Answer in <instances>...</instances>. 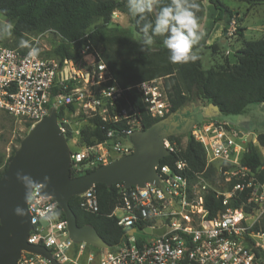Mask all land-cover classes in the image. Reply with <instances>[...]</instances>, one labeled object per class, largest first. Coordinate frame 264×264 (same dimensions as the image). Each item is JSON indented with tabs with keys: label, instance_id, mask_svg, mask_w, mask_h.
I'll return each instance as SVG.
<instances>
[{
	"label": "built area",
	"instance_id": "2783aa9c",
	"mask_svg": "<svg viewBox=\"0 0 264 264\" xmlns=\"http://www.w3.org/2000/svg\"><path fill=\"white\" fill-rule=\"evenodd\" d=\"M230 24L233 33L235 22ZM33 47L25 52L0 47V112L31 128L53 110L69 149L70 173L75 175L133 153L130 136L142 131L141 113L128 101L126 89L115 83L98 51L85 47L81 60L74 62L29 56ZM132 89L150 117L162 121L174 114L161 79L140 82ZM92 119L102 123L104 139L81 145L80 130ZM188 134L202 145L206 167L216 165L218 174L232 184L224 193L212 191L221 197L223 211L208 216L204 196L209 191L203 175L189 178L188 165L178 156L181 148L169 136L162 147L175 159L172 166L154 168L156 184L112 185L118 203L107 217L123 232L118 245L97 249L74 242L57 204L40 195L38 187L26 202L32 226L27 244L45 248L56 264H264V233L253 231L264 215V183L241 165L246 135L239 138L226 123L212 121L194 123ZM244 193L246 202L231 207L232 200H240ZM75 197L84 213L98 214L96 185ZM16 264L51 263L22 251Z\"/></svg>",
	"mask_w": 264,
	"mask_h": 264
},
{
	"label": "trees",
	"instance_id": "16d2710c",
	"mask_svg": "<svg viewBox=\"0 0 264 264\" xmlns=\"http://www.w3.org/2000/svg\"><path fill=\"white\" fill-rule=\"evenodd\" d=\"M236 1L249 7L264 5V0ZM168 2L170 0H162L164 4ZM126 3L127 0H0V16L15 24L12 35L17 40L15 45L21 44V40L28 35L36 36L49 31L57 36L58 43L51 52V58L79 62L81 51L85 47L98 51L115 83L126 89L125 96L128 101L140 111L141 130L150 128L160 119L152 118L145 112L132 86L162 77L171 80L170 83L164 81L163 83L173 113L186 107L213 105L223 116H237L244 114L250 105L264 106V38L245 40L244 29L236 27L233 36L241 41V47L234 52L233 64H229L228 59L223 57L221 63L203 70L201 57L198 54L199 59L194 63L173 64L169 61V53L163 46V37H155L153 46L143 52L140 51L143 22L128 13ZM197 3L200 6L196 13L198 21L206 5L213 6L217 11L210 30L219 21H223L226 26L231 21L235 24L240 22L221 0H197ZM156 11L158 8L149 19H154ZM115 12L128 16L137 38L131 36L125 29L110 27L111 16ZM209 33L210 31L203 35L195 49L204 46ZM29 47L18 50L25 52ZM209 49L214 51L216 46H211ZM175 71L178 73V79L174 78ZM69 109L73 110L71 107ZM101 124L97 119L89 120L80 130L79 143L90 146L101 142L105 132L101 129ZM28 127L30 128L29 125ZM169 139L180 146L181 152L178 156L187 163L189 178H193L195 174L206 177L215 174L216 165L206 167L202 145L189 134L186 135L183 146L180 145L177 136H170ZM256 143L264 150V134L256 136ZM13 153L1 165L0 177ZM174 157L166 156L160 164L172 166ZM240 162L259 182L264 183V162L261 161L252 141L246 144V151L242 154ZM92 170H86L83 174ZM78 176L80 175L71 173L73 178ZM96 196L99 204L98 214L84 213L79 208L78 197L70 199L69 207L75 215L78 226H91L109 247H114L120 243L123 232L115 220L108 218L107 215L118 203L117 189L115 186L106 187L103 184H96ZM246 198L245 193L242 194L240 200H232L231 207H241V202H246ZM221 200V197H216L212 191L204 196V206L209 217H214L224 210ZM243 209L249 211L244 206ZM58 215L64 219L59 208ZM253 231L264 233V215L253 227Z\"/></svg>",
	"mask_w": 264,
	"mask_h": 264
},
{
	"label": "water",
	"instance_id": "95a60500",
	"mask_svg": "<svg viewBox=\"0 0 264 264\" xmlns=\"http://www.w3.org/2000/svg\"><path fill=\"white\" fill-rule=\"evenodd\" d=\"M207 107L219 113L215 106ZM162 122L164 120L157 123ZM153 126L132 133L130 140L134 151L130 155L73 178L69 149L57 126L55 112L51 110L49 115L33 125L20 141L0 177V264H16L22 251L39 254L51 264H56L45 248L26 242L32 228L26 202L35 187H38L40 195L52 199L62 211L69 237L74 242H84L97 249L109 248L91 226L77 225L69 201L96 184L110 187L121 183L126 188L156 184L158 176L154 168L168 156L162 147V140L176 134L158 132L155 137ZM243 136L242 132L238 133L239 138ZM251 139L252 135L247 134L246 143H250ZM17 173L29 179H18ZM17 209L20 211L17 212ZM145 232H149L148 229ZM155 233L160 234L161 231Z\"/></svg>",
	"mask_w": 264,
	"mask_h": 264
},
{
	"label": "rangeland",
	"instance_id": "374dc122",
	"mask_svg": "<svg viewBox=\"0 0 264 264\" xmlns=\"http://www.w3.org/2000/svg\"><path fill=\"white\" fill-rule=\"evenodd\" d=\"M235 0H223L224 6H236V3L239 5H243L241 2H234ZM246 5V4H245ZM249 7V6H247ZM253 12L248 15L245 19L242 16V25L246 28L250 26V32L245 34V39H254L264 37V5L253 6ZM245 13V11H243ZM116 12L114 15L111 16V24L110 27H116L118 29H125L128 31L131 36L137 38L138 36L133 32V29L129 23V18L127 15ZM0 20H7L4 17L0 16ZM237 26H235L236 29ZM258 30V31H257ZM231 36L234 35V32L231 33ZM251 34V35H250ZM256 36V37H254ZM259 36V37H258ZM23 41L26 42V46L15 45L17 42L13 36L8 38L0 39V47L4 48H15V49H22L27 46L34 45V48H37L38 57L43 59L51 58V52L53 48L58 43V37L52 34L51 32L47 31L42 34L36 36H25ZM235 47L239 48L236 44ZM218 50L219 48L216 47ZM224 50H229V46L223 47ZM216 50L205 49L204 47H199L195 49L196 53L201 57V67L203 70H208L213 68L218 63H221V59L223 58V53L220 52L222 49L219 50L217 53ZM236 50V49H235ZM234 50H232L230 60L233 61ZM174 78L178 79L177 71L174 72ZM164 81L165 83H170L171 80L167 77L158 78ZM168 119V118H167ZM165 119L164 122L155 123L153 124L154 128H152L153 135L156 137L158 132L160 134H169L174 133L177 136V139L180 142V145L183 146L186 141V135L190 129V125L195 123L197 120H207L212 121L215 123H223L227 122L226 124L240 125L242 128L248 127L249 130L252 132V144L257 148V153L262 162H264V150L258 147L256 143V136L258 134H264V106L263 105H250L246 112L241 115L237 116H223L220 113H216L213 110L206 107H193L191 110H184L180 113L178 111L176 115H174L173 120ZM30 128L27 124L15 121L11 119L6 114L0 112V169L1 165L4 161L14 152L18 147L20 141L26 136L29 132ZM243 130V131H244ZM187 132L183 134V132ZM178 132H182L181 134H177ZM131 142V140H130ZM176 143V142H175ZM177 144V143H176ZM180 148V146L177 144ZM70 148L74 150V146L70 144ZM134 151V147H133ZM202 181L204 182L208 191H216L219 193H224L230 188V184L226 183L221 175L218 174L216 171L213 176H202ZM245 207V206H244ZM250 210L248 207H246ZM263 217V216H262ZM261 217V218H262ZM261 220V219H260ZM260 222V221H259ZM258 222V223H259Z\"/></svg>",
	"mask_w": 264,
	"mask_h": 264
},
{
	"label": "clouds",
	"instance_id": "9594fccd",
	"mask_svg": "<svg viewBox=\"0 0 264 264\" xmlns=\"http://www.w3.org/2000/svg\"><path fill=\"white\" fill-rule=\"evenodd\" d=\"M126 7L132 17H138L143 22L142 46L145 51L155 44V37H163V46L169 53V61L173 64H187L199 59L194 49L203 38V31L196 13L199 11L197 0H170L164 4L162 0H127ZM156 11L154 19L149 16ZM15 24L8 20H0V39L13 35ZM21 46L26 42L21 40ZM37 48H31L29 56L38 55ZM18 179L28 180V177L17 173ZM20 209H17L19 212Z\"/></svg>",
	"mask_w": 264,
	"mask_h": 264
},
{
	"label": "crops",
	"instance_id": "0c3cea01",
	"mask_svg": "<svg viewBox=\"0 0 264 264\" xmlns=\"http://www.w3.org/2000/svg\"><path fill=\"white\" fill-rule=\"evenodd\" d=\"M221 1H222V3H224L223 0H221ZM234 2H236V0ZM236 4H237L236 6H232V5H229V6L225 5V6L229 10H231L233 14L236 15L238 20H240V22L238 24H235V25L237 27L244 29L243 39H245V37H244L245 34L247 32L252 31V30H251L250 26L245 28L242 25V16L245 19L248 15H250L253 12V9H252L253 6L247 7V5H245L244 3H242L243 5H239V3H236ZM243 11H245V13ZM120 15H122V14H120ZM216 16H217V11L214 9L213 6L206 5L204 7L203 14L199 19V24L201 26V30L203 31L204 35H206L209 31H210V33L208 34V38L205 41V44L203 47L205 49H207V48L209 49V47H211V46H216L218 48L220 47L219 50L222 49L220 52L223 53V57H226L228 59L229 64H233L235 62L234 56L232 58L233 61H231L229 58L231 56L232 50H234V52H235L237 49H239L241 47V41H238L237 37L231 36V34H230L231 24L226 26L223 21L217 22L212 27V30H210L211 26L213 25L214 18ZM254 37H256V36H254ZM260 38H264V37H260ZM254 39H259V38H254ZM249 40H253V39H249ZM236 43L239 46V48L235 47L236 45H234V44H236ZM225 46H229L230 47L229 50H224L223 47H225ZM219 50L217 49V53L219 52ZM202 121H207V120H197L195 123L202 122ZM223 123H227V122H223ZM229 125H230L229 127L234 129L237 133L242 132L244 135H247V134L252 135V132H251V130H249L248 127H245V130H244V128H242L240 125H234V124H229ZM252 139H253V137H252ZM252 139H251V141H252Z\"/></svg>",
	"mask_w": 264,
	"mask_h": 264
},
{
	"label": "flooded vegetation",
	"instance_id": "af4514ba",
	"mask_svg": "<svg viewBox=\"0 0 264 264\" xmlns=\"http://www.w3.org/2000/svg\"><path fill=\"white\" fill-rule=\"evenodd\" d=\"M185 109H186V110H188V109H189V110H191V109H193V108L186 107V108H184L183 110H181V111H180V113H181V112H183ZM176 113H177V112H176ZM176 113H174L173 115H171L170 117H168V119H167V120H170V121H171V120H173V118H174V115H176Z\"/></svg>",
	"mask_w": 264,
	"mask_h": 264
}]
</instances>
